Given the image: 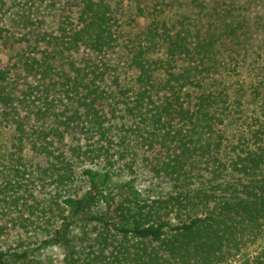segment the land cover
Segmentation results:
<instances>
[{
	"label": "trees",
	"instance_id": "trees-1",
	"mask_svg": "<svg viewBox=\"0 0 264 264\" xmlns=\"http://www.w3.org/2000/svg\"><path fill=\"white\" fill-rule=\"evenodd\" d=\"M7 1L20 0L0 4ZM78 1L75 16L64 18L59 42L24 62L28 74L42 79L34 88L43 102L34 117H52L48 128L8 117L13 74L0 64V125L15 123L13 151L0 158V208L6 210L0 235L10 223H48L38 226L44 234L33 248L0 249V264H29L32 251L53 244L63 248L64 264H264V248L247 252L264 239V57L252 68V81L232 78L244 59L233 44L239 23L224 18L204 32L196 20L169 17L161 4L146 0ZM202 1L191 0L200 10ZM125 2L144 27L119 40L115 9ZM8 37L0 21L6 50ZM119 44L134 72L129 86L109 76L112 67L104 60L70 59L72 50L106 56ZM58 55L66 63L60 72ZM71 132L74 144L59 151L55 144ZM30 142L46 163L34 170L23 159ZM142 149L146 156L138 154ZM137 159L169 179L171 191L151 198L131 181L113 182L110 169L121 161L132 172ZM98 160L107 170L83 168L87 187L72 196L76 165ZM37 187H50L48 198L39 201ZM10 208L17 216L9 223ZM32 215L36 224L29 222ZM75 221L93 224L92 236L86 230L72 235Z\"/></svg>",
	"mask_w": 264,
	"mask_h": 264
},
{
	"label": "rangeland",
	"instance_id": "rangeland-1",
	"mask_svg": "<svg viewBox=\"0 0 264 264\" xmlns=\"http://www.w3.org/2000/svg\"><path fill=\"white\" fill-rule=\"evenodd\" d=\"M114 5L115 0H106ZM149 4H161V8L165 10L167 16L188 17L190 20H196L199 28L206 32L209 28L211 30L212 23L219 22L220 20L239 23L242 29L238 31L240 38L237 40L236 52H240L243 56L242 67L238 68L237 76L233 75L232 78L239 77L246 82L254 79L255 73L252 68L263 62L264 57V0H203L202 5L206 7L200 10L196 7L191 0H146ZM78 0H20L17 4H12L7 1L3 6L0 4V21L1 26L6 30L7 39L11 44V49H5L0 44V64L12 69L11 81L7 84V91L12 94V102L7 107L9 118H17L18 122H24L28 127L30 125L35 128H48L53 120L50 116H43L40 120L35 119L34 110L43 103L38 99L40 92L36 88L41 84V77L39 74L32 72L28 74L27 69L24 67V62L30 58H41V51L46 47L52 49L54 42H59L61 35L62 23L65 22V17L75 16L78 8ZM115 21L113 22V29L119 40L128 38L139 32L143 26V22L138 18H134V10L132 3L119 4L116 7ZM56 39V40H55ZM126 41V40H124ZM50 42V43H49ZM59 55L54 59V64L57 63V71L66 69L65 60H58ZM126 51L123 49L122 44L113 48L106 56L97 55L91 51L80 48L72 50L70 59L76 61L77 64H90V62H98L104 60L110 64L112 71L110 77L117 76L122 86H129L134 77V72L128 67L126 60ZM53 62V61H52ZM234 64V62H232ZM237 70V71H238ZM110 83V80H108ZM33 94L28 95L26 90ZM27 94V95H26ZM54 94H51L53 96ZM57 105H61L58 103ZM7 117V116H5ZM7 117V118H8ZM3 119H0V124H4ZM8 127L0 125V158H7L6 154L13 151L11 147L14 141V126L15 123H10ZM232 128L230 127L229 130ZM74 133L71 132L65 138L63 143L55 144L59 151L67 150L74 144ZM23 159L29 162L28 170L36 169L37 164L44 166L46 163L43 157L39 156L37 152L32 150V143L23 146ZM144 149L137 151L139 155L144 154ZM7 161V159H4ZM4 163V162H3ZM87 164V165H86ZM86 164H78L75 167V182L72 185L70 194L72 196H81L87 187V181L82 175L83 168L86 166L103 172L107 167L105 162L98 160L95 163L86 161ZM118 166V167H117ZM123 166V167H122ZM110 169V168H109ZM112 172V173H111ZM113 175V182H128L131 181L137 190L145 197L158 198L164 197L172 189V182L163 176H156L140 164L137 159L132 167V172L128 171L123 162L119 161L114 168L110 169ZM36 177L35 175H33ZM35 190V196L39 201L45 197L48 198L51 188H39ZM113 188V187H112ZM115 193V198L118 199L119 195L115 189H111ZM124 192V191H123ZM61 214H66L65 208L62 205L58 207ZM0 208V223L5 221L1 216ZM11 210V211H10ZM7 210L8 218L17 216L14 209ZM26 214V213H24ZM27 215V214H26ZM25 215V216H26ZM41 220V219H40ZM10 223V221H8ZM29 222H38L35 216H30ZM35 223V224H36ZM40 226H48V223ZM39 225H28L26 228H21L18 225L13 227L10 223L7 233L0 235V249L3 250H21L24 248H33L35 241L40 239L44 234ZM93 224H86L82 221H75L72 226L71 234L74 236H83L86 230L89 236H92ZM264 248V239H259L248 250V253L254 254L258 250ZM64 250L60 245H49L46 247H39L29 254V264H64L63 260Z\"/></svg>",
	"mask_w": 264,
	"mask_h": 264
}]
</instances>
